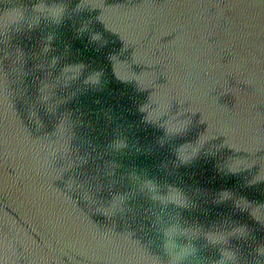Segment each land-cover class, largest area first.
I'll return each mask as SVG.
<instances>
[{"label": "water", "instance_id": "1", "mask_svg": "<svg viewBox=\"0 0 264 264\" xmlns=\"http://www.w3.org/2000/svg\"><path fill=\"white\" fill-rule=\"evenodd\" d=\"M0 264H264V0H0Z\"/></svg>", "mask_w": 264, "mask_h": 264}]
</instances>
